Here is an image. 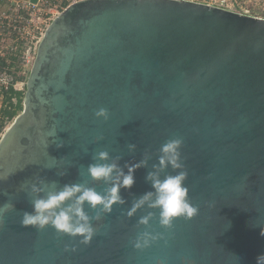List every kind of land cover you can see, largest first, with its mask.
Listing matches in <instances>:
<instances>
[{"label": "water", "instance_id": "water-1", "mask_svg": "<svg viewBox=\"0 0 264 264\" xmlns=\"http://www.w3.org/2000/svg\"><path fill=\"white\" fill-rule=\"evenodd\" d=\"M22 105L0 138V205H15L0 215V264H256L264 254L263 17L189 0L73 1L40 38ZM174 138L199 214L167 230L154 218L158 238L135 249L150 210L126 213ZM99 151L121 168L150 159L121 189L125 203L92 222L88 244L21 226L37 178L103 192L86 174Z\"/></svg>", "mask_w": 264, "mask_h": 264}, {"label": "clouds", "instance_id": "clouds-1", "mask_svg": "<svg viewBox=\"0 0 264 264\" xmlns=\"http://www.w3.org/2000/svg\"><path fill=\"white\" fill-rule=\"evenodd\" d=\"M94 115L97 118L108 119V111L104 108H100ZM48 135L55 136L56 133L50 131ZM181 145L182 140L174 138L160 146L157 162L152 164L151 170L145 175V182L150 184L151 190L135 199L126 213L131 217L142 207L150 210L138 220V224L145 230L133 241L135 249L146 248L158 238V233L154 234L149 230L150 221L154 218L161 228L167 230L177 218L190 220L199 214V208L191 202L189 189L184 184L187 172L181 161ZM61 146L62 142L57 144L58 148ZM127 149L134 152L136 145L128 144ZM92 159L95 163L87 166L86 174L91 180L105 184L103 192H98L86 183H71L57 187L55 182L49 184L37 178L27 185V190L33 197L32 211L21 213V226L33 227L37 231L51 227L60 235L78 237L80 243L88 244L96 235L92 222L98 221L102 214H109L114 205L125 203L120 194L121 189H131L135 183L134 172L140 167H147L150 157L145 156L134 164H125L124 168L127 171L119 165L121 157H110L107 151L95 153ZM168 168L175 174L167 173ZM85 205L94 212V215L90 216L85 211ZM14 209V203L5 202L0 205V215ZM261 235H264L262 228ZM256 264H264V254L256 257Z\"/></svg>", "mask_w": 264, "mask_h": 264}, {"label": "rangeland", "instance_id": "rangeland-1", "mask_svg": "<svg viewBox=\"0 0 264 264\" xmlns=\"http://www.w3.org/2000/svg\"><path fill=\"white\" fill-rule=\"evenodd\" d=\"M76 0H42L35 8H27L25 7L24 14V38L23 43L21 41L14 42L13 39H8V43H10L9 47L12 46L10 50V62H11V70H15L16 67V56L17 59H24V68L22 69V76L20 77L19 84L16 86L18 89H25V81L27 79L28 73L30 71L33 59L35 57L36 48H37V38H41L44 30L49 24L50 18L53 17L59 10V6H67L69 3H72ZM6 3L7 5H3L0 7V15L4 13V9L11 10L14 3L10 0H0V4ZM57 3L58 9L54 7V4ZM240 5L244 8H248L250 12L254 14H258L261 17H264V0H240ZM65 6V7H66ZM60 10L59 12H61ZM55 17V16H54ZM13 105L8 106L5 104L3 98H0V138L7 127L12 123L17 114L20 113L21 110L17 109L16 114L11 118L2 114L3 109H13L16 103V98L12 100ZM4 109V110H6Z\"/></svg>", "mask_w": 264, "mask_h": 264}, {"label": "built area", "instance_id": "built-area-1", "mask_svg": "<svg viewBox=\"0 0 264 264\" xmlns=\"http://www.w3.org/2000/svg\"><path fill=\"white\" fill-rule=\"evenodd\" d=\"M14 3L12 9L7 12L1 13L0 15V98L4 100L5 94L12 86L15 90L23 92V90L16 87L19 84V79L22 76V69L24 68V59H17L16 56V67L15 70H11V62L9 59L10 50L12 46L9 47L8 39H13L14 42L23 41L24 38V14L25 7L31 9L35 8L42 0H38L37 3H32L30 0H10ZM193 2H198L206 5H213L220 8L253 15L256 17H261L258 14L250 12L248 8H244L240 5V0H189ZM57 3L54 4V7L59 10H56V16L60 10H63L65 6L57 7ZM70 4V3H69ZM68 4V5H69ZM51 17L50 21L54 18ZM264 18V17H263ZM49 21V23H50ZM40 41V38H37V45ZM16 97L13 96L12 100Z\"/></svg>", "mask_w": 264, "mask_h": 264}, {"label": "trees", "instance_id": "trees-1", "mask_svg": "<svg viewBox=\"0 0 264 264\" xmlns=\"http://www.w3.org/2000/svg\"><path fill=\"white\" fill-rule=\"evenodd\" d=\"M23 94H24V91L21 92V91L15 90L12 86H10V89L5 94L4 102H5V104L7 103L8 106L13 105L12 97L15 96L16 97V103H15V106L13 109L4 108L6 110L3 109L2 114L11 118L12 116H14L16 114L17 109L22 110ZM0 128H1V123H0Z\"/></svg>", "mask_w": 264, "mask_h": 264}, {"label": "flooded vegetation", "instance_id": "flooded-vegetation-1", "mask_svg": "<svg viewBox=\"0 0 264 264\" xmlns=\"http://www.w3.org/2000/svg\"><path fill=\"white\" fill-rule=\"evenodd\" d=\"M3 5L6 6L7 4H6V3H4V4H0V7H2ZM7 11H8L7 8H5V9H4V12H7Z\"/></svg>", "mask_w": 264, "mask_h": 264}]
</instances>
